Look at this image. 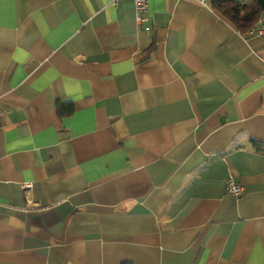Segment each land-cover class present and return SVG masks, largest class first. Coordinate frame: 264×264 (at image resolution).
<instances>
[{"label": "crops", "instance_id": "obj_1", "mask_svg": "<svg viewBox=\"0 0 264 264\" xmlns=\"http://www.w3.org/2000/svg\"><path fill=\"white\" fill-rule=\"evenodd\" d=\"M216 1L0 0V264H264V37Z\"/></svg>", "mask_w": 264, "mask_h": 264}, {"label": "trees", "instance_id": "obj_2", "mask_svg": "<svg viewBox=\"0 0 264 264\" xmlns=\"http://www.w3.org/2000/svg\"><path fill=\"white\" fill-rule=\"evenodd\" d=\"M212 7L229 22L235 29L244 34L250 27L264 14V0H248L247 2L238 1H216ZM72 110L70 103H60L57 105L59 115L69 113ZM258 150H264V144L254 143Z\"/></svg>", "mask_w": 264, "mask_h": 264}, {"label": "built area", "instance_id": "obj_3", "mask_svg": "<svg viewBox=\"0 0 264 264\" xmlns=\"http://www.w3.org/2000/svg\"><path fill=\"white\" fill-rule=\"evenodd\" d=\"M119 0H110L111 4H116ZM199 4L205 5V0H195ZM135 8V19L137 22L142 23L148 21V16L146 15L148 0H132ZM145 30L149 27L145 26ZM250 33L258 37H264V14L250 27L248 30ZM225 192L233 195L234 197H239L243 192V187L238 183L233 177L229 176L225 179Z\"/></svg>", "mask_w": 264, "mask_h": 264}]
</instances>
